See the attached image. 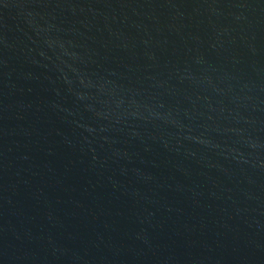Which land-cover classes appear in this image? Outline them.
I'll list each match as a JSON object with an SVG mask.
<instances>
[{"label":"water","instance_id":"1","mask_svg":"<svg viewBox=\"0 0 264 264\" xmlns=\"http://www.w3.org/2000/svg\"><path fill=\"white\" fill-rule=\"evenodd\" d=\"M0 264H264V0H0Z\"/></svg>","mask_w":264,"mask_h":264}]
</instances>
